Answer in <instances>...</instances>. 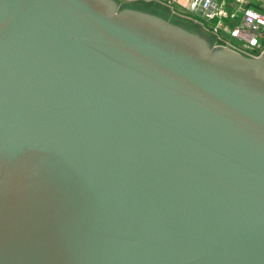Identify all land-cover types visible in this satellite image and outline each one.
I'll list each match as a JSON object with an SVG mask.
<instances>
[{
  "label": "water",
  "instance_id": "water-1",
  "mask_svg": "<svg viewBox=\"0 0 264 264\" xmlns=\"http://www.w3.org/2000/svg\"><path fill=\"white\" fill-rule=\"evenodd\" d=\"M0 264H264V53L0 0Z\"/></svg>",
  "mask_w": 264,
  "mask_h": 264
},
{
  "label": "built area",
  "instance_id": "built-area-1",
  "mask_svg": "<svg viewBox=\"0 0 264 264\" xmlns=\"http://www.w3.org/2000/svg\"><path fill=\"white\" fill-rule=\"evenodd\" d=\"M162 3L173 9L176 0ZM175 14L207 33L215 48H228L251 58L264 53V0H190L184 12Z\"/></svg>",
  "mask_w": 264,
  "mask_h": 264
},
{
  "label": "crops",
  "instance_id": "crops-1",
  "mask_svg": "<svg viewBox=\"0 0 264 264\" xmlns=\"http://www.w3.org/2000/svg\"><path fill=\"white\" fill-rule=\"evenodd\" d=\"M128 1L130 3H135V4H130V5L129 4L123 5V3H120V4L123 5V7L135 8V9H139V10L152 12V13H155V14L162 16L166 19H167V17H165V16H167V13H168V14H170V16L172 18L180 17L181 19L189 21L186 18H183L181 16L176 15L175 12H178V13L184 12L186 7L188 6L190 0H176V4L174 5L173 9L163 5L162 2L165 0H128ZM129 2H127V3H129ZM228 8L230 11H233L234 7L229 5ZM161 12H165L164 14H166V15H162ZM169 20H171V18ZM190 23H192V22H190ZM196 27H198V26H196Z\"/></svg>",
  "mask_w": 264,
  "mask_h": 264
},
{
  "label": "rangeland",
  "instance_id": "rangeland-1",
  "mask_svg": "<svg viewBox=\"0 0 264 264\" xmlns=\"http://www.w3.org/2000/svg\"><path fill=\"white\" fill-rule=\"evenodd\" d=\"M120 3H123V5L124 4H135V3H130L128 0H118ZM127 2H129V3H127ZM122 5V6H123ZM128 6V5H127ZM165 12H161V14L162 15H166V14H164ZM165 17H167V19L169 20L170 18H171V22L172 23H175V24H177V25H179V26H181L182 28H185V29H187V30H190V31H193V32H195V33H197V34H199V35H203V36H205V37H207L210 41H211V43H213V40H212V38L207 34V33H205V32H203L199 27H196V25L194 26L192 23H190L189 21H187V20H184V19H181L180 17H177V18H172L171 16H170V14H168L167 13V16H165ZM210 37V38H209Z\"/></svg>",
  "mask_w": 264,
  "mask_h": 264
}]
</instances>
